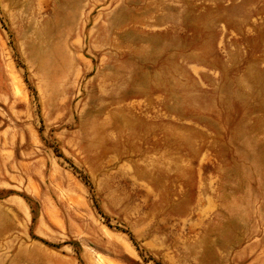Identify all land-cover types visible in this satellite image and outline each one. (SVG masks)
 <instances>
[{"label": "rangeland", "instance_id": "rangeland-1", "mask_svg": "<svg viewBox=\"0 0 264 264\" xmlns=\"http://www.w3.org/2000/svg\"><path fill=\"white\" fill-rule=\"evenodd\" d=\"M0 264H264V0H0Z\"/></svg>", "mask_w": 264, "mask_h": 264}]
</instances>
